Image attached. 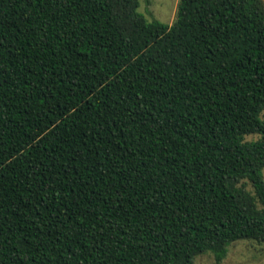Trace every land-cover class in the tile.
Listing matches in <instances>:
<instances>
[{
    "label": "trees",
    "instance_id": "1",
    "mask_svg": "<svg viewBox=\"0 0 264 264\" xmlns=\"http://www.w3.org/2000/svg\"><path fill=\"white\" fill-rule=\"evenodd\" d=\"M139 8L0 0V264L264 244V0Z\"/></svg>",
    "mask_w": 264,
    "mask_h": 264
},
{
    "label": "rangeland",
    "instance_id": "2",
    "mask_svg": "<svg viewBox=\"0 0 264 264\" xmlns=\"http://www.w3.org/2000/svg\"><path fill=\"white\" fill-rule=\"evenodd\" d=\"M139 1V12L148 20L154 18L166 25L174 21L179 0ZM261 120L264 121V110ZM257 138L258 136H251L248 140ZM262 175L264 177V170ZM194 264H264V244L252 240H239L228 247L226 256L219 263L210 253H205L197 256Z\"/></svg>",
    "mask_w": 264,
    "mask_h": 264
}]
</instances>
